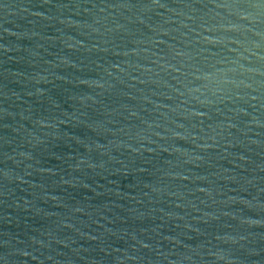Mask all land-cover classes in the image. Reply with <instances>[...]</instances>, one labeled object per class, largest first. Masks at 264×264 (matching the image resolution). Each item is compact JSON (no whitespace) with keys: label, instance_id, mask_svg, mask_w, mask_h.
<instances>
[{"label":"water","instance_id":"1","mask_svg":"<svg viewBox=\"0 0 264 264\" xmlns=\"http://www.w3.org/2000/svg\"><path fill=\"white\" fill-rule=\"evenodd\" d=\"M0 264H264V0H0Z\"/></svg>","mask_w":264,"mask_h":264}]
</instances>
